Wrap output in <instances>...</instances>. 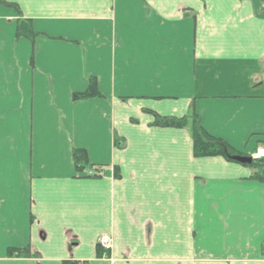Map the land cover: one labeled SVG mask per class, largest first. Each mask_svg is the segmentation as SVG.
Listing matches in <instances>:
<instances>
[{"label":"crops","instance_id":"crops-1","mask_svg":"<svg viewBox=\"0 0 264 264\" xmlns=\"http://www.w3.org/2000/svg\"><path fill=\"white\" fill-rule=\"evenodd\" d=\"M0 1V264H264V0Z\"/></svg>","mask_w":264,"mask_h":264},{"label":"trees","instance_id":"trees-1","mask_svg":"<svg viewBox=\"0 0 264 264\" xmlns=\"http://www.w3.org/2000/svg\"><path fill=\"white\" fill-rule=\"evenodd\" d=\"M0 4H5L7 6L13 7V5L4 3L0 1ZM16 8V7H14ZM18 37H25L30 39L34 44L35 49V37L36 34L32 31L31 24L28 21H20L18 27ZM100 97L98 91V84L96 79L90 80V86L84 93H78L73 96V100L76 102L85 101L92 98ZM152 113V112H151ZM152 115L155 117L154 126L162 128H190L192 139L194 142V156L198 159L200 158H213V157H223L230 162H234V158L239 156V154L232 149L226 142L223 140L214 138L210 136L201 126L200 117L195 113H192L190 118H162L154 113ZM74 161L78 171L84 170V166L87 163V154L84 151L76 150L74 152ZM250 167H255L259 169V173L256 177V180L264 182V162L255 161ZM9 257H30L29 249L25 250H9Z\"/></svg>","mask_w":264,"mask_h":264},{"label":"built area","instance_id":"built-area-1","mask_svg":"<svg viewBox=\"0 0 264 264\" xmlns=\"http://www.w3.org/2000/svg\"><path fill=\"white\" fill-rule=\"evenodd\" d=\"M255 157L258 159H263L264 158V149H259L257 154L255 155ZM99 244L105 251H108L111 249V241L108 237H102L99 240Z\"/></svg>","mask_w":264,"mask_h":264},{"label":"water","instance_id":"water-1","mask_svg":"<svg viewBox=\"0 0 264 264\" xmlns=\"http://www.w3.org/2000/svg\"><path fill=\"white\" fill-rule=\"evenodd\" d=\"M234 161L242 165H251L253 163V160L248 157H235Z\"/></svg>","mask_w":264,"mask_h":264}]
</instances>
